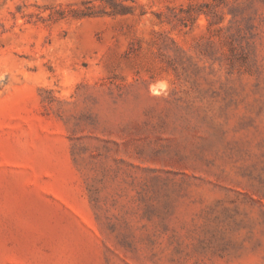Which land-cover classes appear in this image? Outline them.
I'll list each match as a JSON object with an SVG mask.
<instances>
[{
	"label": "rangeland",
	"instance_id": "obj_1",
	"mask_svg": "<svg viewBox=\"0 0 264 264\" xmlns=\"http://www.w3.org/2000/svg\"><path fill=\"white\" fill-rule=\"evenodd\" d=\"M0 264H264V0H0Z\"/></svg>",
	"mask_w": 264,
	"mask_h": 264
}]
</instances>
